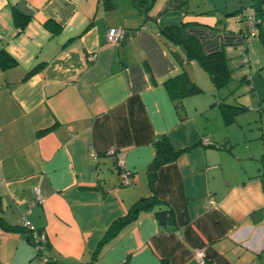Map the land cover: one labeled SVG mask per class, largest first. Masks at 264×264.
I'll list each match as a JSON object with an SVG mask.
<instances>
[{"label":"crops","instance_id":"obj_1","mask_svg":"<svg viewBox=\"0 0 264 264\" xmlns=\"http://www.w3.org/2000/svg\"><path fill=\"white\" fill-rule=\"evenodd\" d=\"M137 1L0 0V50L16 60L0 67V216L43 236L37 248L0 227V264H264V20L247 37L254 0H179L165 12L170 0H153L146 15ZM14 9L30 15L22 30ZM180 22L205 53L223 50L227 84L252 95L253 137L232 127L244 104L226 122V94L201 95L212 82L197 61L202 91L169 94L186 57L159 27ZM111 27L134 32L122 58ZM162 135L179 153L156 164ZM149 195L166 222L142 211L94 258L110 224Z\"/></svg>","mask_w":264,"mask_h":264},{"label":"trees","instance_id":"obj_2","mask_svg":"<svg viewBox=\"0 0 264 264\" xmlns=\"http://www.w3.org/2000/svg\"><path fill=\"white\" fill-rule=\"evenodd\" d=\"M138 4L144 5V13L149 10L152 5L153 0H138ZM254 7L256 17L258 18L256 25L258 27L259 23L264 20V0H254L251 3ZM109 7V6H108ZM30 15H24L13 10V19L14 23L22 30L29 20ZM245 20V19H244ZM246 23V22H245ZM187 24L185 22H180L177 24H172L164 27H159V33L161 36L173 46L181 47L185 57L187 59L186 63L191 60H195L199 63V65L205 70L208 74L212 84L216 88H222L231 79V69L228 65L227 58L225 57L223 50H218L215 52L205 53L202 49L201 43L198 39L189 34L186 31ZM257 33V32H256ZM245 34L247 37H250L247 33V29L245 28ZM256 35V34H255ZM262 37V36H261ZM264 40V37H262ZM16 64V60L11 57L4 48L0 50V67L7 68ZM39 67H34L27 72V75L35 72ZM166 88L169 91V94L172 97H183L187 95L197 94L202 91L201 87H199L196 83L190 82L188 78L187 72L184 70L180 74L168 78L164 82ZM244 106L242 105H232L228 103L221 104V110L224 115V119L226 122H230L234 115L243 110ZM179 152L174 151L166 140V137L162 135L161 137L155 140V163L161 164L165 162L173 161ZM149 185L152 187L153 182L152 179H149ZM157 198L154 195L143 196L137 199L127 210L126 214L115 219L108 229L106 230L103 238L101 239L96 251L93 254L95 258L106 242L114 238L120 230L126 224L137 219L139 214L142 211L148 209H155V212L161 223H165L168 218V210L159 208V204L157 205ZM156 204V205H155ZM0 227L3 230L7 231H26L27 226L20 227L17 225L8 224L2 216H0ZM28 235L31 237V229L28 230Z\"/></svg>","mask_w":264,"mask_h":264},{"label":"rangeland","instance_id":"obj_3","mask_svg":"<svg viewBox=\"0 0 264 264\" xmlns=\"http://www.w3.org/2000/svg\"><path fill=\"white\" fill-rule=\"evenodd\" d=\"M201 71L207 81L208 80L207 73L205 72V70H203V68ZM207 82L209 83V80ZM194 83H196V79ZM231 85L232 84L229 83L222 88H216L212 84V88L210 89V91L205 89V87L202 86L203 93L201 95H204V96L206 95L208 97H210L211 95L216 96V97L218 96L223 97L226 94V96L223 97L222 99L224 100L225 103L232 104V105L244 104L246 109L243 111H240L238 116L234 118L235 122L233 123L232 127H234L235 129L241 128L243 138H245V136L253 137V123L256 117L254 116L255 111L253 109V106L250 104V101H249L250 99H253L252 95L250 94L249 91H243L242 89H239V86L231 88L233 86Z\"/></svg>","mask_w":264,"mask_h":264},{"label":"built area","instance_id":"obj_4","mask_svg":"<svg viewBox=\"0 0 264 264\" xmlns=\"http://www.w3.org/2000/svg\"><path fill=\"white\" fill-rule=\"evenodd\" d=\"M244 19L246 22V29H247V33L249 34V36L255 35L257 32L256 22H257L258 18L256 17V13H255L254 7L252 5H249L245 8ZM123 34H124V30L122 28L111 27L106 32V40L108 42H111V43H118L121 41ZM1 37H2V35L0 34V38ZM247 60H248V57L246 54H244L241 58V62H247ZM202 142H203V144H210L211 143L210 140L208 139V137H203ZM109 152H111L113 154L115 151L112 150ZM116 164L121 169L122 183L125 185L131 183L132 181L130 178V175H131L130 171L124 167L123 161L121 159H118ZM25 225L29 226V222L26 221ZM31 237L34 239L35 245L38 248L40 246V244L43 242V236L42 235L39 236V234L36 231L31 230ZM194 257L199 263H203L204 258H205L204 248L203 247H196L194 249Z\"/></svg>","mask_w":264,"mask_h":264},{"label":"water","instance_id":"obj_5","mask_svg":"<svg viewBox=\"0 0 264 264\" xmlns=\"http://www.w3.org/2000/svg\"><path fill=\"white\" fill-rule=\"evenodd\" d=\"M181 6L180 3H179V0H170L169 4L167 5V7L165 8L164 12L167 10V9H173L174 7L176 6ZM134 32L133 31H125L124 34H123V37L121 39V46L119 47L118 51H119V55L120 57L122 58V52H123V44L125 43L126 39L128 38L129 35H133ZM181 51L182 48L180 47ZM176 55L180 58V55L179 53H176ZM185 61H187V59H185ZM184 70L187 72L188 74V78L190 80V82H194V75H193V70H192V66L190 63H186L185 66H184Z\"/></svg>","mask_w":264,"mask_h":264}]
</instances>
